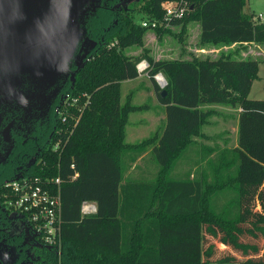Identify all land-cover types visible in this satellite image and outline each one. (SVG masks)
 <instances>
[{
	"label": "trees",
	"instance_id": "1",
	"mask_svg": "<svg viewBox=\"0 0 264 264\" xmlns=\"http://www.w3.org/2000/svg\"><path fill=\"white\" fill-rule=\"evenodd\" d=\"M162 1L144 0L139 9L144 17L162 18ZM186 1L183 15L170 22L197 20L201 42H264V20L244 10L247 0ZM108 3L90 17L87 29L96 43L65 89L72 95L84 91L89 101L74 126L58 116L51 142L61 135L63 145L53 150L50 142L27 171L61 177V247L57 253L41 247L43 264H264V98L249 97L258 60L224 51L216 58L128 55L123 48L141 44L149 27L131 8L120 11ZM153 29L169 31L163 25ZM142 57L165 122L128 142L129 112L146 104L134 103L130 93L121 101V81L138 76ZM158 71L166 78L163 87L154 78ZM214 103L240 108L238 145L208 156L193 177L174 175L194 136L204 135ZM66 109L77 112L76 106ZM148 149L157 164L154 177L127 175ZM83 200L95 201L96 211L83 214ZM218 243L231 253L217 256Z\"/></svg>",
	"mask_w": 264,
	"mask_h": 264
},
{
	"label": "flooded vegetation",
	"instance_id": "2",
	"mask_svg": "<svg viewBox=\"0 0 264 264\" xmlns=\"http://www.w3.org/2000/svg\"><path fill=\"white\" fill-rule=\"evenodd\" d=\"M109 1L100 0L96 10L89 12L85 19L86 28L90 17ZM131 1L111 0L112 8L128 10ZM87 34L91 36L88 29ZM85 50L86 44L82 42L75 53L80 55ZM76 66L72 59L71 72ZM71 72L67 78H59L44 89L35 88L26 75L14 88L0 86L1 184L27 172L40 159L41 150L51 142L58 124L57 107L64 99ZM41 247L57 253L54 247L46 245L35 235L24 217L0 202V264H43Z\"/></svg>",
	"mask_w": 264,
	"mask_h": 264
},
{
	"label": "water",
	"instance_id": "3",
	"mask_svg": "<svg viewBox=\"0 0 264 264\" xmlns=\"http://www.w3.org/2000/svg\"><path fill=\"white\" fill-rule=\"evenodd\" d=\"M99 3L100 0H0V86L14 88L23 75L39 89L67 78L72 59L81 66L96 43L87 34L85 19ZM82 42L86 50L76 54ZM165 93L162 88L160 94Z\"/></svg>",
	"mask_w": 264,
	"mask_h": 264
},
{
	"label": "rangeland",
	"instance_id": "4",
	"mask_svg": "<svg viewBox=\"0 0 264 264\" xmlns=\"http://www.w3.org/2000/svg\"><path fill=\"white\" fill-rule=\"evenodd\" d=\"M143 1L144 0H133L129 4V7L132 9V15L136 20H140L145 16V13L140 11L139 9V5ZM244 9L250 10L254 14H258L261 12V17L257 18L258 20H264V0H247ZM196 22L197 20H191L185 25H182L180 23H170L168 25H165V27L169 28V31L161 33H157L155 29L149 27L143 34V40L141 44L128 45L125 46L123 50L126 54L131 56H136L140 53H146L154 59H187L200 57V54L196 55L202 48L200 46L204 44L203 47H206L208 46L207 44L212 43H203L200 41ZM260 44L261 45L252 44V51L250 54L252 58H256L258 60L259 64L258 77L253 80L249 91V97L251 98H264V42H260ZM142 60H146L148 63V60L145 57H142L137 62V64H139ZM148 67L149 63L144 68H142V71L139 72L137 77L121 81V101L124 100L126 94L130 93L132 101L134 103L146 104V106L141 109H136L129 112L128 121L125 125V141L128 142H136L143 137L151 134L154 129L161 123L163 104L158 100L154 82L149 76V70H147ZM158 73L162 74L165 77V75L161 71H158L156 74H154V78L157 82ZM158 84L161 87L165 85H161L159 82ZM226 106L228 107L227 111H225L226 108H223V106L215 105V107H212L216 109V112L221 111L229 113L228 131L230 132V135L228 136V138L230 141H233L235 139V131L232 129L234 121L231 119V117L232 113H234L235 110L233 109L234 106L230 104H226ZM202 128L203 130L209 131L211 129H220V125L217 124L208 126V124H206L203 125ZM216 135H218V133H215L213 135L214 138L218 137ZM204 145L205 146H203V154H205V152H211V150H207L208 144L204 143ZM149 150L150 149H148L142 157L137 158L135 165H131L128 168L126 172L127 175L145 177V179L148 180L154 177L157 164L149 154ZM215 152L216 151H213L212 154H205L204 160L202 159L201 164H199L198 166L189 165L188 168L184 165V159L181 158L175 168L174 175L179 176L182 173H187V176L193 177L196 171L205 164V159L210 156V154L213 156ZM263 243L264 239L259 238L261 251H264ZM218 245L219 251L217 252V256L231 253L232 250L228 248V246L225 247L219 243ZM209 264H216V260L210 261ZM222 264L238 263L224 262Z\"/></svg>",
	"mask_w": 264,
	"mask_h": 264
},
{
	"label": "built area",
	"instance_id": "5",
	"mask_svg": "<svg viewBox=\"0 0 264 264\" xmlns=\"http://www.w3.org/2000/svg\"><path fill=\"white\" fill-rule=\"evenodd\" d=\"M186 0H163L162 7L164 15L162 18L144 17L140 19L142 25L154 28L160 25L170 24V20L174 17H181L187 9ZM261 13L254 14L253 19L258 20ZM146 60H142L137 64L139 72L147 65ZM144 70V69H143ZM158 82L163 85L165 77L158 73ZM89 101V94L82 91L77 95L69 92L65 93L63 101L58 108V116L61 122H70L72 126L76 125L80 118L83 107ZM68 106H76L77 112H71L66 108ZM63 125L58 127L57 132L60 133ZM62 136L58 135L51 142V149L58 150L63 145ZM77 175V171L73 177ZM59 175L38 174L23 172L7 179L2 183L0 197L2 203L9 209L17 212L24 217L35 235L46 245L54 247L57 252L61 247V227H62V198L60 192ZM97 204L93 200H83L81 204V212L83 214L95 212Z\"/></svg>",
	"mask_w": 264,
	"mask_h": 264
},
{
	"label": "crops",
	"instance_id": "6",
	"mask_svg": "<svg viewBox=\"0 0 264 264\" xmlns=\"http://www.w3.org/2000/svg\"><path fill=\"white\" fill-rule=\"evenodd\" d=\"M246 12H251L250 10L244 9ZM261 13V12H260ZM197 30H198V34H200V24L197 21ZM252 44H259L261 45L259 42H255V41H249V42H232L229 44H223V43H219V44H207L208 46L203 47L204 44H202V47L200 51H198V54L201 58L204 57H210V58H216L217 56L220 55L221 52H225V53H230L232 56L237 57V58H252L251 51H252ZM204 50V51H203ZM263 50V48H262ZM261 50V51H262ZM205 52V53H203ZM263 55V54H262ZM255 57V56H254ZM132 79V78H129ZM127 80V79H125ZM156 80V79H155ZM160 102V101H159ZM215 105H219V106H223V108H226L225 111L228 110V107L226 106V104H218V103H214L211 104V106ZM235 110L234 113H232V117L231 119L234 121L233 123V130L235 131V139L233 141H230L228 136L230 135V132L228 131L229 128V113L228 112H215L211 117H210V121L207 123L208 126L209 125H220V129H211L209 131L203 130L204 135L203 136H199V135H195L193 138V141L191 142V146L187 148L186 153L184 154V156L182 157L184 159V165L188 168L189 165L192 166H198L199 164H201L202 159L204 157L203 155V146L204 143L208 144L207 145V150H211V154L213 153V151H218L219 149L223 148V147H232V146H236L238 145L237 143V123H238V114H239V107H234L233 108ZM228 115V116H227ZM161 123L158 125V127H156L154 130L161 128L164 125L165 122V112H164V105H163V110L161 113ZM228 119V120H227ZM206 125V124H205ZM218 133V137L214 138V134ZM210 154V156H212ZM140 158V156L138 157ZM204 160V159H203ZM192 174V173H191Z\"/></svg>",
	"mask_w": 264,
	"mask_h": 264
},
{
	"label": "bare ground",
	"instance_id": "7",
	"mask_svg": "<svg viewBox=\"0 0 264 264\" xmlns=\"http://www.w3.org/2000/svg\"><path fill=\"white\" fill-rule=\"evenodd\" d=\"M158 76H159V74H158Z\"/></svg>",
	"mask_w": 264,
	"mask_h": 264
}]
</instances>
